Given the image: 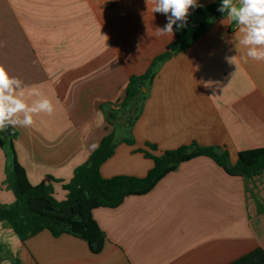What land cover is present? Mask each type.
<instances>
[{
  "label": "crops",
  "instance_id": "0c3cea01",
  "mask_svg": "<svg viewBox=\"0 0 264 264\" xmlns=\"http://www.w3.org/2000/svg\"><path fill=\"white\" fill-rule=\"evenodd\" d=\"M153 7L152 0H0V62L24 81L17 94L29 106L44 96L54 105L51 115L34 113L31 127L14 128L15 158L28 182L50 185L57 201L111 131L102 108H117L129 78L145 73L174 39L157 36L167 19ZM239 29L218 18L160 64L130 129L133 144L116 145L100 167L103 178L144 177L153 167L139 151L145 143L156 146L154 155L190 143L217 146L231 165L240 151L264 147V61L246 56ZM115 126L118 139L126 138L122 119ZM9 168L0 147L1 205L15 201ZM91 218L103 233L98 253L47 230L21 242L0 221V264H230L254 249L264 252V171L229 176L196 157L147 193L94 209Z\"/></svg>",
  "mask_w": 264,
  "mask_h": 264
},
{
  "label": "trees",
  "instance_id": "16d2710c",
  "mask_svg": "<svg viewBox=\"0 0 264 264\" xmlns=\"http://www.w3.org/2000/svg\"><path fill=\"white\" fill-rule=\"evenodd\" d=\"M235 1V0H234ZM221 0L193 9L188 16L187 26L176 29L174 39L165 47L163 53L155 57L145 73L129 78L123 100L117 108H102L107 124L113 130L105 135L98 147L90 154L88 160L78 166L70 181L63 185L67 191L65 200L57 201L50 185L40 183L31 185L23 168L17 163L13 148L16 131L9 126L0 131V143L7 146L10 156L8 185L15 196L10 205L0 204V221H6L21 242L34 237L43 230L53 236L68 234L86 242L92 253H98L103 241V233L91 218V211L97 208H116L124 198L147 193L167 173L177 165L196 157L210 158L229 176L252 177L264 171V147L240 151L235 164L229 163L225 150L217 146L203 147L196 143L180 146L154 155L156 146L145 143L146 149H140L146 158L153 161V167L142 177L114 176L108 179L100 175L101 165L114 153L116 147L115 122L121 120L126 138L117 140L128 145L133 144L130 129L137 119L141 105L147 95L148 87L161 63L174 54L185 51L209 27L212 21L224 16L217 11ZM226 16V15H225ZM179 23V22H178ZM63 211H71L62 215ZM230 264H264V252L260 248L243 255Z\"/></svg>",
  "mask_w": 264,
  "mask_h": 264
},
{
  "label": "clouds",
  "instance_id": "9594fccd",
  "mask_svg": "<svg viewBox=\"0 0 264 264\" xmlns=\"http://www.w3.org/2000/svg\"><path fill=\"white\" fill-rule=\"evenodd\" d=\"M152 3L153 13L164 14L167 19L164 27L155 29L157 36H173L174 26L176 29L186 27L190 9L201 6L198 0H152ZM217 11L240 26L243 37L239 44L247 48L246 56L255 61H264V0H238L237 3H234V0H221ZM234 58L227 57L230 63ZM21 85H25L24 81L11 75L5 64L0 62V131L9 126L31 127L34 123V113L51 115L54 111L53 102L47 96L29 106L22 95L17 94ZM31 94L43 95L35 88ZM21 113L22 119L19 117Z\"/></svg>",
  "mask_w": 264,
  "mask_h": 264
},
{
  "label": "rangeland",
  "instance_id": "374dc122",
  "mask_svg": "<svg viewBox=\"0 0 264 264\" xmlns=\"http://www.w3.org/2000/svg\"><path fill=\"white\" fill-rule=\"evenodd\" d=\"M112 130H113V128H112V126H111V131H112ZM122 130H123V129H122ZM122 130H121V131H122ZM111 131H110V132H111ZM110 132H109V133H110ZM114 133H115V140H116V145H117V144H118V143H117V140H118V136L120 135V133L117 131V129H116V131H114ZM0 137H1V136H0ZM1 139H3V140L5 141V139H4L3 136L1 137ZM0 147L3 149L4 153L7 152V146H6L5 144H1V143H0ZM150 153L153 154L154 151H150Z\"/></svg>",
  "mask_w": 264,
  "mask_h": 264
},
{
  "label": "water",
  "instance_id": "95a60500",
  "mask_svg": "<svg viewBox=\"0 0 264 264\" xmlns=\"http://www.w3.org/2000/svg\"><path fill=\"white\" fill-rule=\"evenodd\" d=\"M70 213H71V211H63L62 215H67V214H70Z\"/></svg>",
  "mask_w": 264,
  "mask_h": 264
}]
</instances>
